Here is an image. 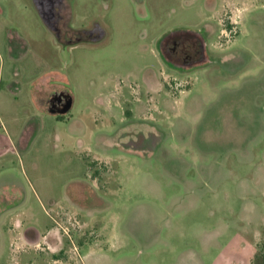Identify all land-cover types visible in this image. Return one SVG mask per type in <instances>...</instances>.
I'll list each match as a JSON object with an SVG mask.
<instances>
[{"label":"rangeland","instance_id":"374dc122","mask_svg":"<svg viewBox=\"0 0 264 264\" xmlns=\"http://www.w3.org/2000/svg\"><path fill=\"white\" fill-rule=\"evenodd\" d=\"M0 24L77 76L61 122L0 89V264H261L264 0H0ZM178 30L207 61L160 56Z\"/></svg>","mask_w":264,"mask_h":264},{"label":"crops","instance_id":"0c3cea01","mask_svg":"<svg viewBox=\"0 0 264 264\" xmlns=\"http://www.w3.org/2000/svg\"><path fill=\"white\" fill-rule=\"evenodd\" d=\"M43 26V29L48 30L56 37L52 24L46 22ZM21 30L24 33H19L17 29L8 31L5 25L0 24V89H4V100H7L8 109L12 105L11 100L16 101V96L19 95L21 100L19 103L24 104L33 113L34 111L45 112L53 115L54 119L59 122L65 121L66 113L74 103L73 93L68 89H75V87L73 85L72 88H69L68 83H74L77 76L75 73L69 75L62 68L52 64L51 60L49 61L50 52L43 39L34 38L38 35L32 33L34 28L25 25ZM15 36H18L17 39H14ZM33 42H38V44L34 45ZM57 42H59L58 39ZM76 43L77 40L74 39L68 44L71 45L70 48H73ZM41 63L44 65L41 66ZM57 93L70 99V108L65 113L50 111L51 100ZM5 107L7 108V106ZM67 122L74 124L76 121L68 119ZM32 126V132L28 135L30 138L36 135L39 128L38 123L32 124ZM28 137L25 133H21L19 136L23 140H28ZM253 257L254 253L250 264H253ZM183 264L194 263H190L187 259V262H183Z\"/></svg>","mask_w":264,"mask_h":264},{"label":"flooded vegetation","instance_id":"af4514ba","mask_svg":"<svg viewBox=\"0 0 264 264\" xmlns=\"http://www.w3.org/2000/svg\"><path fill=\"white\" fill-rule=\"evenodd\" d=\"M175 32L177 34L169 36ZM181 32V30L173 31L165 39L158 41L157 46L160 56L175 66L188 67L207 61L201 36L191 30H185L183 34ZM196 34L199 36H195ZM64 98L63 94H55L51 100V106L59 108V101Z\"/></svg>","mask_w":264,"mask_h":264},{"label":"water","instance_id":"95a60500","mask_svg":"<svg viewBox=\"0 0 264 264\" xmlns=\"http://www.w3.org/2000/svg\"><path fill=\"white\" fill-rule=\"evenodd\" d=\"M59 103H60L59 108H54L53 106L50 107V111L52 113H65L70 108V99L69 98H65L63 101L62 100L59 101Z\"/></svg>","mask_w":264,"mask_h":264},{"label":"trees","instance_id":"16d2710c","mask_svg":"<svg viewBox=\"0 0 264 264\" xmlns=\"http://www.w3.org/2000/svg\"><path fill=\"white\" fill-rule=\"evenodd\" d=\"M255 259L257 260L256 256H255ZM261 264H264V257L261 259Z\"/></svg>","mask_w":264,"mask_h":264}]
</instances>
